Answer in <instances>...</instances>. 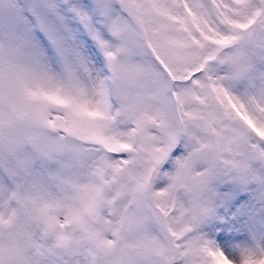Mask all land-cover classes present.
<instances>
[{
  "label": "snow or ice",
  "instance_id": "1",
  "mask_svg": "<svg viewBox=\"0 0 264 264\" xmlns=\"http://www.w3.org/2000/svg\"><path fill=\"white\" fill-rule=\"evenodd\" d=\"M0 264H264V0H0Z\"/></svg>",
  "mask_w": 264,
  "mask_h": 264
}]
</instances>
